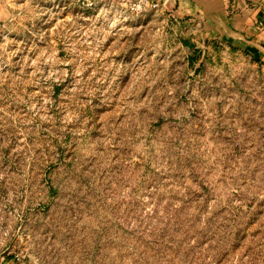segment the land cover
Returning <instances> with one entry per match:
<instances>
[{"label":"rangeland","instance_id":"rangeland-1","mask_svg":"<svg viewBox=\"0 0 264 264\" xmlns=\"http://www.w3.org/2000/svg\"><path fill=\"white\" fill-rule=\"evenodd\" d=\"M157 1L0 23V264H264V52Z\"/></svg>","mask_w":264,"mask_h":264},{"label":"crops","instance_id":"crops-1","mask_svg":"<svg viewBox=\"0 0 264 264\" xmlns=\"http://www.w3.org/2000/svg\"><path fill=\"white\" fill-rule=\"evenodd\" d=\"M36 0H0V23L15 18ZM200 17L205 41L222 38L254 54L264 52V0H199L190 12Z\"/></svg>","mask_w":264,"mask_h":264},{"label":"built area","instance_id":"built-area-1","mask_svg":"<svg viewBox=\"0 0 264 264\" xmlns=\"http://www.w3.org/2000/svg\"><path fill=\"white\" fill-rule=\"evenodd\" d=\"M71 2L82 10L113 7L134 15L154 10L159 5L157 0H71Z\"/></svg>","mask_w":264,"mask_h":264},{"label":"water","instance_id":"water-1","mask_svg":"<svg viewBox=\"0 0 264 264\" xmlns=\"http://www.w3.org/2000/svg\"><path fill=\"white\" fill-rule=\"evenodd\" d=\"M199 0H185L187 2V7L189 9V13L192 11V8H194V5L198 2Z\"/></svg>","mask_w":264,"mask_h":264}]
</instances>
